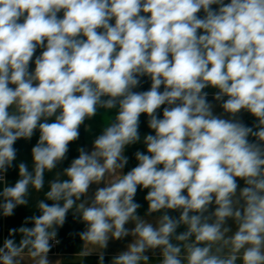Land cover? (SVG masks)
Listing matches in <instances>:
<instances>
[{
  "label": "clouds",
  "instance_id": "9594fccd",
  "mask_svg": "<svg viewBox=\"0 0 264 264\" xmlns=\"http://www.w3.org/2000/svg\"><path fill=\"white\" fill-rule=\"evenodd\" d=\"M145 76L150 88L134 91ZM100 109H117L114 120L51 182L53 203L41 201L34 227L21 229L31 239L5 240L0 264L28 244L33 257L47 253L74 207L83 240L134 237L111 264H149V251L159 264H264V0H0V175L14 144L39 130L33 171L19 163L20 178L0 192L5 216L27 203L29 185L43 188ZM141 114L154 134L141 137ZM141 141L146 152L123 172L126 148ZM94 184L91 203H77ZM138 189L147 215L161 213L155 224L137 214Z\"/></svg>",
  "mask_w": 264,
  "mask_h": 264
},
{
  "label": "crops",
  "instance_id": "0c3cea01",
  "mask_svg": "<svg viewBox=\"0 0 264 264\" xmlns=\"http://www.w3.org/2000/svg\"><path fill=\"white\" fill-rule=\"evenodd\" d=\"M226 2H228V0H226ZM59 15L62 16V12ZM200 15L202 16L203 13L201 12ZM40 51H42V49H38L36 54L39 55ZM32 68H34V64L30 66V70ZM150 86L151 80L149 77L145 76L141 78L140 86L134 89V91H147ZM162 90L163 88H161V91ZM204 91L208 93V101L215 105L214 112L216 114H221L222 109L219 107V102L213 100V95L218 90L209 87L204 89ZM163 107L164 106L158 110L161 117ZM116 112L117 109H100L96 116L85 120L84 124L81 125L79 129V138L69 144L67 158L63 162L59 163L52 171H45L43 188L36 190L31 185H29L28 193L25 196L27 201L26 204L18 205L14 209L11 216H5L3 214V208L0 207V248L3 247L4 242L7 239H12L17 246H20L22 240L31 239L25 232L21 231V229L34 227L32 218L41 214L38 207L41 201H44L48 204L53 203V201L48 200L46 196L51 182L66 178L64 175V169L70 166L71 161L74 158L78 157V149L83 147L86 151L90 152L92 150V142L96 136L102 134L104 127H106L112 119L114 120ZM238 119H240L249 127H253L256 123V118L247 112H242ZM139 132L141 137H143L145 134H154L147 126L146 114H141ZM38 139L39 130H36L34 136L30 140L20 139L14 144V147L17 149V158L13 162V167L10 168L6 174L0 175V192H2L3 188L6 186H14L16 181L20 178L18 170L19 163L23 162L27 164L29 171H33L31 149L37 143ZM249 139L254 140L253 137H249ZM137 150L146 152V147L142 141L126 148L125 155L128 157L129 162L123 169V172L126 173L127 171L131 170V168L136 166L137 161L135 159V152ZM238 183L241 187H243V181L239 180V178ZM96 187H98V185H92L87 195L82 197L81 201H77V203L85 202L86 206L90 204ZM146 192L147 190L138 189L135 201L139 203L141 207L138 209L137 214L142 219L148 220L155 224L161 213L147 215V202L144 200ZM3 199L4 198L0 196V205L3 204ZM214 207V205L211 206L210 211L214 210ZM169 214L173 217L179 216V212L177 211L169 210ZM126 227L132 228L134 227V224L129 223L126 225ZM225 227H230L234 230V221L228 220ZM86 230V224L82 221L80 213H78L74 207L67 213L66 221L63 226H56L55 228V231L57 232L56 236L60 239V243L56 248L50 249L47 253H41L40 255L33 257L31 255L33 249L31 244H28L23 248L20 254L14 258L15 264H40V260L42 258L46 259L47 264H100L99 257L101 255L104 257V264H111L112 258L121 251H126L128 244L134 239L132 236L125 237L121 240L110 239L107 247H101L99 244H92L81 238L80 233ZM181 231H184L183 226L177 229V232ZM231 234V232L227 233L228 236ZM173 242L175 243L176 241L173 240ZM229 251V246L223 247V254L226 255ZM146 254L150 257L149 264H159V261L162 259V256H160L158 252L153 253L149 251ZM237 264H241L239 259L237 260Z\"/></svg>",
  "mask_w": 264,
  "mask_h": 264
},
{
  "label": "built area",
  "instance_id": "2783aa9c",
  "mask_svg": "<svg viewBox=\"0 0 264 264\" xmlns=\"http://www.w3.org/2000/svg\"><path fill=\"white\" fill-rule=\"evenodd\" d=\"M59 243H60V239L57 236H55L53 239L50 240V245H51L50 249L56 248L59 245Z\"/></svg>",
  "mask_w": 264,
  "mask_h": 264
}]
</instances>
